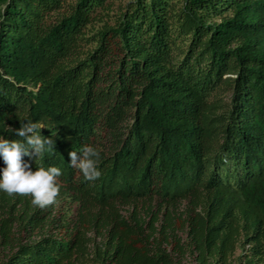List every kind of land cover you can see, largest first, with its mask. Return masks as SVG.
<instances>
[{"label":"trees","instance_id":"trees-1","mask_svg":"<svg viewBox=\"0 0 264 264\" xmlns=\"http://www.w3.org/2000/svg\"><path fill=\"white\" fill-rule=\"evenodd\" d=\"M110 10L0 0V137L38 122L23 160L62 171L44 208L0 191V264H264V0Z\"/></svg>","mask_w":264,"mask_h":264},{"label":"clouds","instance_id":"clouds-1","mask_svg":"<svg viewBox=\"0 0 264 264\" xmlns=\"http://www.w3.org/2000/svg\"><path fill=\"white\" fill-rule=\"evenodd\" d=\"M24 121L21 120V127L15 129L22 139L10 141L0 137V156L6 164L0 175V191L9 196L30 195L33 205L44 208L56 202L60 193L58 178L62 171L58 166L37 167L33 171L30 163L23 160L24 156H41L46 146L50 149L55 143L51 138L41 135V129L44 128L41 124ZM8 130L12 131L10 128ZM69 157L71 165L83 173L86 181L94 182L102 175L98 167L101 152L97 148L84 146L80 153L71 151Z\"/></svg>","mask_w":264,"mask_h":264},{"label":"rangeland","instance_id":"rangeland-1","mask_svg":"<svg viewBox=\"0 0 264 264\" xmlns=\"http://www.w3.org/2000/svg\"><path fill=\"white\" fill-rule=\"evenodd\" d=\"M127 1H129V0H110V2H111L110 13L112 14V16H113V14H117L121 10V8L125 5V3Z\"/></svg>","mask_w":264,"mask_h":264}]
</instances>
